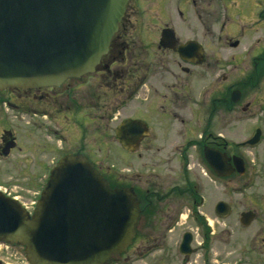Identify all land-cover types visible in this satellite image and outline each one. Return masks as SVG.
<instances>
[{
    "label": "flooded vegetation",
    "instance_id": "flooded-vegetation-1",
    "mask_svg": "<svg viewBox=\"0 0 264 264\" xmlns=\"http://www.w3.org/2000/svg\"><path fill=\"white\" fill-rule=\"evenodd\" d=\"M142 32L156 38L151 48ZM128 35L136 40L128 44ZM150 50L175 55L177 71L166 70L177 78L166 114L178 141H163L164 118L158 140L148 118L136 117L147 108L132 112L114 127L127 152L120 174L100 158V121L118 104L132 108L138 86L153 85ZM204 79L200 101L193 83ZM126 121L123 144L116 131ZM68 154L84 155L111 187L130 188L138 202L131 243L103 264H149L153 247L156 264H228L230 226H238L239 264H264V0H127L93 72L58 86L0 89L5 197L32 213ZM0 264L30 263L22 245L0 239Z\"/></svg>",
    "mask_w": 264,
    "mask_h": 264
},
{
    "label": "water",
    "instance_id": "water-1",
    "mask_svg": "<svg viewBox=\"0 0 264 264\" xmlns=\"http://www.w3.org/2000/svg\"><path fill=\"white\" fill-rule=\"evenodd\" d=\"M126 3L0 0V89L58 86L93 72ZM129 123L116 131L123 144ZM139 212L130 188L111 187L84 155L68 154L52 168L31 214L0 192V239L22 245L30 264H103L131 243Z\"/></svg>",
    "mask_w": 264,
    "mask_h": 264
},
{
    "label": "rangeland",
    "instance_id": "rangeland-1",
    "mask_svg": "<svg viewBox=\"0 0 264 264\" xmlns=\"http://www.w3.org/2000/svg\"><path fill=\"white\" fill-rule=\"evenodd\" d=\"M140 38H141V42L143 43V45L147 46L148 48H151L152 45L150 44L153 43L154 40H156L154 36L151 37L146 32H142ZM132 40L134 41L136 40V38H133V35H128L126 39L127 43L129 44ZM213 41H214L213 44H215L216 40H213ZM138 44H141L140 40ZM175 60L176 59H175L174 54L158 53L156 52V50L154 51L150 50L148 57H147L148 76L150 78V81L153 82V85H151V83H148V84L146 83V87L141 88V86H138L136 88V90L138 91L140 90V94H138V98L133 99L132 108L127 107L124 103L118 104L116 108L118 111L111 118L109 117L101 118L100 136H99V142H100V148H101L100 158L104 161L103 164L110 166L112 170L120 174L126 173L127 164H126V159L124 156L127 155V152L123 150L120 146H118V142L114 135V127L123 118H125L126 116H129L132 112L134 113L136 111L144 112L146 111V108H147L148 112L147 113L144 112L143 114V115H146V117L140 113H138L136 117L144 118V119L148 118L149 122L152 125L150 135L152 134L154 135V137H158V140L160 139L158 135V133L160 132L159 128L163 127L161 126L160 121L164 118L165 120H167V124L164 125V128H163V141L167 143V141L165 140L168 138H170L169 141H172L173 143L178 141L177 137H175V131H170L168 129V127L170 128V123L173 119L169 115L166 114L168 111L173 110L172 105H171L172 103L171 101H169L172 98V94H171L172 90L170 89L173 84L177 83V78H174V77L172 78L171 76H169L166 70L170 69L171 72L177 71L176 67L174 66ZM211 62L213 63V61ZM121 65L125 66L126 64L120 63V65H117L116 68L121 69ZM113 67L114 66H112V68ZM207 81L205 79L202 81H199V85H197L195 82L193 83L194 90L192 93L194 94L196 98L199 96L200 101L202 99V96L206 94L205 86H207ZM155 89H159V90L156 91ZM163 93H166L168 95V98L165 100H163L160 97V95ZM185 101H186V98H185ZM162 102H165V103H162ZM160 104L164 105L165 108L163 107V109H161L159 107ZM192 107L193 106H191V109ZM188 109L189 108L187 106L186 110ZM161 112L164 114V117L161 114ZM115 115H116V118L114 117ZM180 140L181 138L179 137V141ZM158 143H161V140L158 141ZM6 166H7L6 163L4 164L0 163V175L6 169L5 168ZM3 184L5 183L3 182ZM0 185H2L1 182H0ZM21 200L24 202L30 201L26 199H21ZM239 241L240 239H239L238 226H230L228 264H239V257L241 255L239 251ZM147 252L149 254V257H148L149 264H156L157 258L160 254L158 251H156V247L149 249Z\"/></svg>",
    "mask_w": 264,
    "mask_h": 264
}]
</instances>
